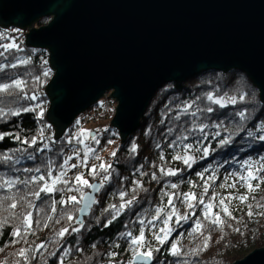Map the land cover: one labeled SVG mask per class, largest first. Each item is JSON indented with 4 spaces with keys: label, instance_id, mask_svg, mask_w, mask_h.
<instances>
[{
    "label": "trees",
    "instance_id": "16d2710c",
    "mask_svg": "<svg viewBox=\"0 0 264 264\" xmlns=\"http://www.w3.org/2000/svg\"><path fill=\"white\" fill-rule=\"evenodd\" d=\"M49 18H43L38 22V26L45 25L49 22ZM0 33L5 34L6 39L0 40V43H11L13 40L19 44L24 51L12 52L21 57L31 56L32 62L29 65L18 66L15 69H6L5 73L14 75V78H21L27 81L25 92L29 96L35 94V100H21L18 104L8 103L7 107L15 109L17 107H32L35 110L30 112H21L19 116H8L6 119H0V133H8L3 140H0V155L4 153L20 156L21 153L17 149H27L29 152H35L37 148H42L44 141L40 140V131L43 128L46 111L48 109V97L41 94V83L36 82L34 77L42 75V61L49 60V53L45 49H37L27 47L24 44V33L22 29L11 27H0ZM2 50V49H0ZM3 58H0L2 61ZM11 59V56H9ZM49 64V61H48ZM47 64L46 67L51 69V75L43 80L48 83L54 75L53 69ZM5 73H0V83H10L11 80L5 77ZM213 92L217 96H235L236 104H228L224 108L219 105H211L215 111L208 114L212 120L204 121L206 123H220L223 121L224 127L219 129L220 136L213 137L209 135L207 140H203L201 145H196L192 137L184 143H193V149L187 153L194 158L192 166L188 167L183 163V160H176L173 157L176 155H186L183 146L169 147L179 131L173 132L171 135L166 134L167 127L171 126L169 119H164L162 113L167 112L165 105L169 108L174 107L177 103L183 104L186 101L194 100L197 96L203 97L205 93ZM244 95L245 99L240 102L239 97ZM47 98V99H46ZM6 101H10V97H5ZM49 100V99H48ZM171 101V103H169ZM201 107L207 101H198ZM40 105V108H36ZM0 104V107H4ZM41 109L42 115H41ZM240 110H247L249 118L245 121H240L238 116L234 114ZM175 115V112L170 114ZM264 124V102L261 100L260 91L252 80L238 69H232L227 72L207 70L199 73L195 77L185 82H172L164 85L155 94L150 102L145 114L143 115L140 126L133 134L121 142L115 157L112 156L108 164L112 167L109 170L111 180L105 184L100 192L96 195L98 203L91 208L89 215L84 219L85 228L79 233L66 234L63 239L56 237V233L63 227L68 226L69 232L71 227L76 226L73 222H69L65 216V207L56 205V212L51 211L52 200H59L62 196L79 195L76 192L60 193L55 192L51 195L41 193V199H36L32 196H27L26 200H31L36 207L27 209L20 205L15 210L17 213L31 211L33 214V229L35 234H28L25 243L21 240L19 243L14 242L15 239L11 233L16 227L23 225L21 221L9 216L6 211L7 204L10 201H4L0 206V220L8 218L2 228H0V264H61L60 257L65 248L71 249L69 255L63 258V264H139L133 261V253L128 247L127 240L120 238L121 232L132 231L133 235L139 234V229L142 227L139 219L145 220V237L153 249L159 248V251L153 252V259L148 264H233L235 261L242 259L252 250L264 247V209L257 208V204H264V183L255 192L249 194L243 181L238 179L239 176L247 174L248 166L245 161L250 162L253 167L258 165V162H264V140L259 137L264 135V130L257 131V128ZM151 129L150 134L146 135L148 129ZM44 129V128H43ZM224 129H227L225 131ZM209 132H215L217 129H206ZM252 131L254 136L249 137L248 132ZM86 132L96 133L97 130ZM19 135L21 140H31L33 137L37 139L36 145L29 147L28 144H22L15 137ZM70 132H66L61 139H53L56 143H50L51 151L44 150L36 153L35 161L22 160L18 168L41 166V163L46 158H51L55 163L53 165V176L57 174L58 166L62 163L68 149L67 141ZM199 135V133H197ZM230 137L226 144L220 142ZM97 138L100 140L99 145H95L90 139L85 142L96 149L100 156L108 147V141L112 139H120L119 132L110 127L100 130ZM160 148H157V144ZM133 144L137 145V152L130 151ZM196 147H200V151H196ZM60 149H63L64 156L59 155ZM207 149V155L204 150ZM161 155L164 159L161 160ZM91 155L88 160V165L97 164ZM160 168L177 170V175L167 176L160 172ZM72 170V169H71ZM74 170V169H73ZM88 169L84 168L85 178L90 183L100 182V178L105 175L101 172L100 176L95 178L87 175ZM0 173L12 176H20L21 179L31 175H39L36 173H11L6 164L0 163ZM145 173V175H141ZM152 173L156 174L157 179H152ZM203 174V178L201 175ZM264 176V172L259 173ZM74 174L69 175L72 178ZM214 177V179H213ZM133 181H140L142 187L137 188ZM235 182V188H228L226 185ZM177 184L176 189L171 188V184ZM251 183L256 184L257 181ZM210 185L208 192L204 195L205 185ZM225 185V187H220ZM63 187V185H59ZM16 188H20L22 192L27 190L22 185H17L12 189L16 192ZM132 189H136L135 192ZM85 192L90 189L84 188ZM123 191L127 195L125 200L131 199L133 195L137 197L136 202L126 208L121 215L107 228L102 225L107 219L111 218V212L103 210L111 204L117 206L123 201L119 198V193ZM193 192L199 198L203 196L207 202L213 195H217V200L220 197L227 196L232 193L234 196L242 194L249 195V200L240 203L238 200H233L230 204V209L233 210V216L237 220H227V224L223 229L216 228L212 225L204 230L203 235H189L191 228L194 226L195 219L199 216L202 219V205L198 206L196 216H192L187 222H181L176 225L175 216L170 222V226L174 229L170 234L169 239L164 245H160L154 239V233L158 232L160 227H163V219L166 217L169 207L167 206L168 196L165 193H176L174 204L178 210V214L190 212L187 208V203H182V194ZM5 190H0V197L7 196ZM26 203V202H25ZM195 203V201L193 202ZM227 203V201H226ZM20 202H18V205ZM248 204L253 206L255 215L248 217ZM68 209H72L71 214L78 218L79 212L76 210L81 205H67ZM157 207L162 209L160 220L153 221L152 225H148V221L156 214ZM213 211H219V208H213ZM52 219L48 220L47 217ZM63 217V218H61ZM100 218L99 224L96 223V218ZM22 219V217H21ZM227 219V218H225ZM36 220H40V225L35 224ZM59 220V223L56 221ZM47 223L48 227H43ZM89 225L91 226L89 228ZM127 225V228H125ZM154 225V226H153ZM240 228V232H236L235 228ZM211 235L209 247L199 251L197 255H191L194 249L202 247L204 235ZM163 235V234H161ZM130 239V238H128ZM41 242L46 244L45 249L40 252H35V248ZM175 242L181 250L180 256L171 255V244ZM114 244L120 246L113 247ZM95 245V247H93ZM21 248L30 249L28 252V260L25 261L18 255ZM141 251L145 249H140ZM55 252L56 255H50ZM110 252H115V258H110Z\"/></svg>",
    "mask_w": 264,
    "mask_h": 264
},
{
    "label": "water",
    "instance_id": "95a60500",
    "mask_svg": "<svg viewBox=\"0 0 264 264\" xmlns=\"http://www.w3.org/2000/svg\"><path fill=\"white\" fill-rule=\"evenodd\" d=\"M0 27L49 53L55 139L112 91L110 125L124 142L160 88L207 70L243 71L264 102V0H0ZM233 264H264V247Z\"/></svg>",
    "mask_w": 264,
    "mask_h": 264
},
{
    "label": "snow or ice",
    "instance_id": "6c2138e0",
    "mask_svg": "<svg viewBox=\"0 0 264 264\" xmlns=\"http://www.w3.org/2000/svg\"><path fill=\"white\" fill-rule=\"evenodd\" d=\"M6 39L5 34L0 33V40ZM0 58H3L2 61H0V73H5L6 69H15L18 66L22 65H29L32 62L31 56L29 57H21L15 55L12 50L14 49L15 52H23L24 49L13 40L11 43H0ZM9 56H11V59H9ZM48 64V61L45 59L42 61V75L34 77V80L39 83H43V78H47L51 75V69L46 67ZM15 74L9 75L5 73V77L10 79V83H0V104H4V107H0V119H6L8 116H19L20 113L23 112H30L34 111L35 109L32 107H17L15 109H12L10 107H7L8 103H16L18 104L21 100H35L37 99V95L33 94L31 96L28 95L27 92H25V87L27 86V81L21 78H14ZM5 97H10V101H6ZM245 99L244 95H241L239 97L240 102H243ZM207 101L208 103H205L203 107L200 106L198 101ZM237 98L235 96L227 97L225 96H217L213 92H207L204 94L203 97L197 96L194 100L186 101L183 104L177 103L174 107L169 108L168 105H165V108H167L166 113H162L163 119H161L160 123H164V119H169L170 125L166 129V134L171 135L173 132L179 131V134L176 135L175 139L171 141V143L168 145L169 147H179L183 146V149L186 153L184 156L176 155L173 157L176 160H183V163L187 165L188 167L192 166V162H194V158L191 155H187L192 149H193V143H184V141L188 140L189 137H192L194 140V143L196 145H201L203 140H207L209 135H212L214 138L217 136H220L219 129H222L224 127L223 121L220 123H215L214 121L212 123H206L204 121L212 120V117L208 114H211L215 111V109L211 105H219L220 108L226 107L229 103L230 104H236ZM171 103V101L169 102ZM36 108H40V105H36ZM42 109H41V115H42ZM172 112H175L174 116H171L170 114ZM235 116H238L240 121H245L249 118V114L247 110H240L234 114ZM215 128L217 131L215 132H209L206 131V129H212ZM227 131V129H224ZM264 130V124H261L257 131ZM100 130H97L96 133L92 132H86V130L81 129L79 135L70 137L68 139V143L72 144L75 140L76 144H79L83 146L82 148H76L74 147L72 149V154L64 156L63 149H60L59 155L64 156L62 163L58 166L57 174L53 176V165L54 161L51 158H46L41 163L43 164L44 171H42L41 166H35V167H22L18 168L16 165H20L22 160H28V161H35L36 160V153L42 152L44 150L51 151L50 143L54 144L56 143L55 140L52 139L51 135L48 136L44 135V129L42 128L40 131V140L44 141L42 148H37L35 152H29L27 149H17L16 151H19L21 153L20 156H14V154L4 153L0 155V163L6 164L8 166L9 172L11 173H36L39 175H31L28 177H25L24 179H21L20 176H12V175H6L4 173H0V190H5L8 193H10L7 196L0 197V206L3 205L4 201H10V203L7 204L6 211L8 212L9 216L18 219L21 221V224L23 225V230L21 227H16L11 235L15 239L14 242L19 243L21 240H23L25 243H28L27 241V235L28 234H35L33 229V214L31 211H24L22 213H17L15 210L18 208V206L23 205L27 209L35 208L36 205L31 200H26L27 196H32L36 199H41V193H44L45 195H51L55 192L60 193H72L76 192L79 195H67L62 196L59 200H52L51 203V211L53 213L56 212V205L59 204L62 207H65V216L66 219L69 222H73L76 226L69 225L71 227V232H69V227H63L60 229L55 235L56 237L63 239L66 234L70 235L72 233H79L82 229L85 228V221L83 218H77L71 214L72 209H68L67 205H83L82 207L76 209L78 212L83 213L87 215L89 213V210L91 209L92 205L98 203V201L94 198V196L88 192H85L83 189L88 188L92 189L94 192L98 193L101 191V189L105 186L107 182L111 180V173L110 169L112 167L111 164H107L106 162L101 161L99 165L92 164L91 167L88 165V160L90 155L95 160H101V157L97 154L96 149L90 144L86 143L85 141L90 139L92 142H94L95 145L100 144V140L97 138V135ZM106 131V129H105ZM151 129L149 128L146 132L147 134H150ZM199 133V135H197ZM6 135H9L8 133H0V140H3ZM248 136L252 137L254 136V133L252 131L248 132ZM15 139L19 140L22 144H28L29 147H32L36 145L37 139L33 137L30 141L29 140H21V137L17 135ZM260 140H264V135H261L259 137ZM230 140V137L227 139L222 140L221 144H226ZM50 142V143H49ZM108 143H112V141H108ZM157 148H160V144L158 143ZM196 151H200V147H196ZM81 151H83V157H81ZM130 151L132 153L137 152V145L133 144L131 146ZM205 155H207V149L204 150ZM116 152H112V156L115 157ZM77 159V163H70L73 159ZM161 160L164 159L163 155H161ZM264 160V158H262ZM245 165L248 166L247 174L243 176H239L238 179L240 181H243L248 193L251 194L258 190L261 186V183H264V176L259 175V173L264 172V162H258V165L256 167H253V165L245 161ZM76 168H86L88 169L87 175L91 176L93 178L100 176V173L103 172L105 175H103L100 178V182L98 184L90 183L88 179L85 178V173L83 171L77 172L74 174L72 178H68V172L71 169ZM161 174L167 175V176H175L177 175V170L173 169H165L160 168L159 169ZM141 175H145V173H141ZM203 178V174H199ZM152 179H157L156 174L152 173ZM214 179V177H213ZM252 181H257L256 184L251 183ZM134 184H136L137 188L142 187L140 181H133ZM17 185H22L24 189H26V192H22L20 188H16V192L13 193L12 189L16 187ZM59 185H63V187H59ZM228 188H235L236 183L233 182L231 184L226 185ZM178 186L175 183L171 184L172 189H176ZM210 185H205L204 187V195L207 194L208 188ZM220 187H225V185H221ZM133 192L136 191V189H132ZM127 195L126 192L121 191L119 193V198L123 201L118 206L116 204H111L107 208H105L104 212H111V218L107 219L103 227L107 228L109 227L120 215L121 213L126 209L131 207L134 202H136L137 197L135 195L132 196L131 199L125 200L124 197ZM165 195L168 196L167 200V206L169 207V211L167 212L166 217L163 219V227H160L158 232H155L154 239L160 244L164 245L167 240L170 237V234L173 232V228L170 226V222L173 220V217L175 216V223L176 225H180L181 222H187L189 219H191L192 216H196L195 209L198 206H203L201 209L202 219L201 217H197L194 221V226L191 228V231L189 232V235L197 234V235H203L204 230L208 227V225H212L216 228L223 229L224 226L227 224V220H237V217L233 216V210L230 209V204L233 200H238L240 203H244L249 200V195H239L234 196L232 193H229L227 196L220 197L219 200L214 204L213 201L217 200V195H213L207 202L201 197H197L195 193L189 192V193H183L182 194V203H187V208L191 210L190 212H185L184 214H178V210L175 207L174 204V198L176 197V193H165ZM195 201V203H193ZM227 201V203H226ZM18 202L20 204L18 205ZM26 202V203H25ZM219 208V211H213V208ZM257 208L264 209V204H257ZM253 206L251 204H248V211L246 215L248 217H252L255 215L253 212ZM161 212L162 209L160 207H157L156 214L152 217L151 220L148 221V225H152L153 221L160 220L161 218ZM260 215H264V212L260 213ZM22 217V219H21ZM63 218V217H61ZM227 218V219H225ZM48 220L52 219L51 216L47 217ZM60 221L57 220L56 223H59ZM100 218H96V223L99 224ZM6 223H8V218L5 217L4 219L0 220V228H2ZM138 223L142 226L139 229L138 235H133L132 231H126L121 232L120 238L127 240L128 247L131 249L133 253V261L139 262V264H148L149 261L153 259V252L159 251V248L153 249L149 242L147 241L145 237V220L139 219ZM35 224L37 226L40 225V220H36ZM154 226V225H153ZM43 227H48L47 223L43 225ZM91 226L89 225V228ZM125 228H127V225H125ZM236 232H240V228L234 229ZM163 234V235H161ZM130 238V239H128ZM211 241V235H204L203 245L202 247H198L197 249H194L191 255H197L199 251H202L204 249H207L209 247V243ZM119 244H114L113 247H119ZM95 247V245H93ZM46 244L44 242H41L39 245L36 246L35 252H40L41 249H45ZM140 249H145L141 251ZM2 250V249H0ZM30 249H24L21 248L18 252V255L22 257L25 261L28 260V252ZM71 252V249L65 248L64 252L62 253L60 257L61 264H63V258L67 255H69ZM171 255L173 256H180L181 250L178 247V244L173 242L171 244L170 248ZM50 255H56L55 252L50 253ZM110 258H115L117 255L115 252H110L108 254ZM129 264H133L132 261L129 262ZM185 264H188L187 261H185Z\"/></svg>",
    "mask_w": 264,
    "mask_h": 264
},
{
    "label": "rangeland",
    "instance_id": "374dc122",
    "mask_svg": "<svg viewBox=\"0 0 264 264\" xmlns=\"http://www.w3.org/2000/svg\"><path fill=\"white\" fill-rule=\"evenodd\" d=\"M37 24L35 25V27H40ZM23 33H24V36H25L26 32L24 30H23ZM23 42L26 45L25 37H24V41ZM46 82H47L46 80L45 81L43 80V83H41V88H40L41 94H43V96H45V97H46L45 88L47 87V85L49 83V82L48 83H46ZM47 102L49 103L48 99H47ZM102 103H103V101H101V104ZM114 105H116V103ZM112 106H113V104H112ZM47 107L49 108L48 104H47ZM99 108H100V105L97 104V105L93 106L92 108L88 109L87 111H85L81 116L79 115L78 119L75 120L73 125L67 130V132L68 131L70 132V135H69L68 139L70 137L79 135L81 129L86 130V131H90V130H103V129L109 128V126L111 127L110 124H111V120H112L113 115H114V109H112V110H110L108 112H99L98 114L92 116L93 111L97 110ZM46 113H47V111H46ZM44 120L45 121H44V124H43V128H44L45 125H50L48 123V121L46 120V115H45V119ZM120 144H121L120 139H118V138L112 139V143H110L108 145V147L104 150V152H102V154L100 155L101 160H98L97 163L99 164V163H101V161H103V162H106L108 164L110 159L112 158V152L113 151L117 152ZM68 145H69V143L67 142V146ZM75 145H76V142L74 140L73 141V148L74 147H76V148H82L83 147V146H81L79 144H77V146H75ZM73 148H71V149H73ZM81 157H83V155ZM70 163H74V162L70 161ZM83 170H84V168H83ZM70 171H71V173L70 174L68 173L69 175L76 174L77 172H80L79 168H76L74 170L72 169Z\"/></svg>",
    "mask_w": 264,
    "mask_h": 264
},
{
    "label": "built area",
    "instance_id": "2783aa9c",
    "mask_svg": "<svg viewBox=\"0 0 264 264\" xmlns=\"http://www.w3.org/2000/svg\"><path fill=\"white\" fill-rule=\"evenodd\" d=\"M109 96H110V94H108V93H105L104 94L103 98L101 99V101H103V103L102 104L101 103L99 104L100 105V108L99 109L93 111L92 116L98 114L99 112H108V111H110V110H112L114 108V106H115L114 104L115 103L117 105L116 100L113 97H109ZM112 104H113V106H112ZM49 134L51 135V137L53 139V136H54L53 135V128L50 125H45L44 126V135L45 136H48ZM71 148H73V143L68 145V149H67V152L66 153L71 152L72 151ZM82 155H83V152L81 151V156ZM73 162L74 163H77L78 161L75 160ZM82 170H83V168H79V171H82ZM68 173L70 174L71 171L68 172Z\"/></svg>",
    "mask_w": 264,
    "mask_h": 264
},
{
    "label": "bare ground",
    "instance_id": "6f19581e",
    "mask_svg": "<svg viewBox=\"0 0 264 264\" xmlns=\"http://www.w3.org/2000/svg\"><path fill=\"white\" fill-rule=\"evenodd\" d=\"M106 93H108V94L111 95L112 91H108V92H106ZM45 95H46V93H45ZM102 98H103V97H102ZM102 98H101V99H102ZM101 99L99 100V102H98L97 104H100V103H101ZM116 102H117V101H116ZM97 104H96V105H97ZM94 106H95V105H94ZM117 106H118V104L115 105L114 108H113V109H114V115H115L116 107H117ZM91 108H92V107H91ZM81 115H82V114H81ZM81 115H80V116H81ZM114 115H113V116H114ZM78 117H79V116H78ZM78 117H77V119H78ZM77 119H76V120H77ZM50 126L53 127L51 124H50ZM53 135L55 136V129H54V127H53ZM54 136H53V139L55 138ZM75 146H77V144H76ZM71 154H72V151L69 152V153H66V156H67V155H71ZM75 160H77V159L74 158L73 161H75Z\"/></svg>",
    "mask_w": 264,
    "mask_h": 264
}]
</instances>
